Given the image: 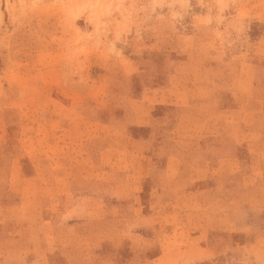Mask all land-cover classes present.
<instances>
[{
  "label": "rangeland",
  "instance_id": "rangeland-1",
  "mask_svg": "<svg viewBox=\"0 0 264 264\" xmlns=\"http://www.w3.org/2000/svg\"><path fill=\"white\" fill-rule=\"evenodd\" d=\"M0 264H264V0H0Z\"/></svg>",
  "mask_w": 264,
  "mask_h": 264
}]
</instances>
